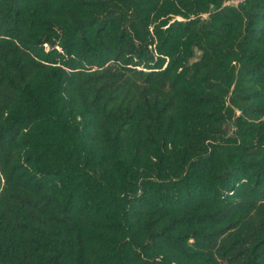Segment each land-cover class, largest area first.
I'll return each instance as SVG.
<instances>
[{
	"label": "trees",
	"instance_id": "obj_1",
	"mask_svg": "<svg viewBox=\"0 0 264 264\" xmlns=\"http://www.w3.org/2000/svg\"><path fill=\"white\" fill-rule=\"evenodd\" d=\"M234 1L0 0V264H264V0Z\"/></svg>",
	"mask_w": 264,
	"mask_h": 264
},
{
	"label": "rangeland",
	"instance_id": "obj_2",
	"mask_svg": "<svg viewBox=\"0 0 264 264\" xmlns=\"http://www.w3.org/2000/svg\"><path fill=\"white\" fill-rule=\"evenodd\" d=\"M242 0H237V1H234V2H228L226 3L227 5L230 4V5H237L238 2H240ZM224 130H225V133L226 135L228 136H231L232 135V132H233V126L231 123H227L225 126H224Z\"/></svg>",
	"mask_w": 264,
	"mask_h": 264
}]
</instances>
